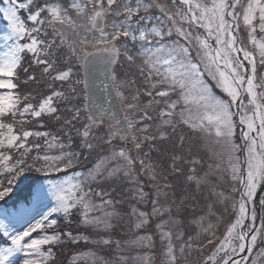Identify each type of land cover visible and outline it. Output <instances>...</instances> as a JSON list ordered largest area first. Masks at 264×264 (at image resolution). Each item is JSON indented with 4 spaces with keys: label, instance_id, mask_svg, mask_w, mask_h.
<instances>
[{
    "label": "snow or ice",
    "instance_id": "1",
    "mask_svg": "<svg viewBox=\"0 0 264 264\" xmlns=\"http://www.w3.org/2000/svg\"><path fill=\"white\" fill-rule=\"evenodd\" d=\"M0 4V18L6 22L0 41L7 48L0 56V172L7 180L6 184L0 182V202L11 197L13 185L29 180L27 173H67L82 159L87 160L96 148L108 146V152L98 156L85 172L74 171L63 179H46L42 184L28 182L25 195L17 197L11 211L0 209L7 219L26 215L33 204L51 202L48 212L22 231L13 233L0 222L5 242L0 246V264H12L16 253L25 254L22 264H48L55 255L52 247L46 254L41 252L42 247L65 239L104 246L115 243L119 250V240L99 235L101 231L110 233L113 219L121 217L115 208L119 201L100 185L119 178L121 173L132 177L137 160L141 172L155 182L156 198L150 200L151 212L132 208V227L137 230L135 245L154 248V236L147 230L154 218L166 216L155 224L163 248L162 264H177L173 232L166 226L178 223L173 219V208L178 214L185 201L195 200L201 186H206L208 195L218 203L227 205L231 200L235 219L204 264H264V248H257L258 240L264 242V74L258 73L257 68V57L264 67V35L257 37V32L264 34V0H0ZM241 26L247 31L253 50L241 45ZM193 50L198 62L193 60ZM25 55L30 57V64L23 69L24 82L43 84L46 89L35 95H21L18 91ZM125 62L135 65L150 85L143 90V95L151 98L146 104L140 103L139 89L132 95L134 102L128 101L125 89L136 81L121 79L116 71L117 65ZM33 66L39 70V78L35 72L29 73ZM201 68L224 97L212 93L202 78ZM101 76L103 80L97 83ZM177 92L178 98L170 100V95ZM115 102L120 105L118 110L113 108ZM154 106L159 107L158 136L150 134L152 125L144 123L138 127L153 120L149 109L155 111ZM137 113L141 114L139 120ZM53 121L59 125L56 132L26 127L34 124L45 129L46 123ZM177 122L194 133L215 137V143L222 148L216 155L226 163L224 170L232 181L231 190L239 193V200L217 192L208 179L210 173H206L199 178L194 174L187 176V181L196 184L195 193H186L179 203L175 199L167 205L160 203L159 197L167 198L165 190L172 185L165 182L161 186L157 166L145 163L139 153L146 142L167 139L166 128L175 130ZM238 128L240 143L235 141ZM137 132L149 134L139 136ZM117 137L122 141L131 137L137 157L126 147H114ZM183 140L181 136V145ZM54 148H59V154H49ZM14 152L19 156H14ZM171 159L172 172L180 173L177 162L184 158L177 154ZM198 163L197 159L191 161L192 165ZM220 167L216 165L217 170ZM191 171L195 172L194 167ZM163 179L167 181V177ZM134 198L139 203H149L143 187L136 190ZM20 200L26 203L22 206ZM212 207L208 205L209 215H215ZM74 212L79 214L80 226L96 232L98 239L71 231H53L32 238L37 230L58 226V219L51 218L53 214L71 222ZM97 212L99 215H93ZM257 219L261 222L259 227L255 225ZM212 228L209 223L204 231ZM141 230L144 235L139 234ZM182 238L183 233L175 236ZM192 239L189 237L180 246L181 253L185 247H192ZM207 243L212 245L214 241L209 239ZM80 257L81 254L73 255L70 264H76ZM127 259L120 257V264H127ZM143 260L149 264L147 255Z\"/></svg>",
    "mask_w": 264,
    "mask_h": 264
},
{
    "label": "trees",
    "instance_id": "2",
    "mask_svg": "<svg viewBox=\"0 0 264 264\" xmlns=\"http://www.w3.org/2000/svg\"><path fill=\"white\" fill-rule=\"evenodd\" d=\"M51 30L49 31V33ZM63 52H67L65 49L62 50ZM30 64V57L28 55L24 56L23 59V65L20 68V79L17 81L19 84L18 91L21 93V95L26 93H33L34 95L36 92L41 90H46L45 86L43 84L37 85L33 82L25 83V73L23 71L24 68H28ZM119 67L117 68V72L119 73V76L121 79H134L136 81L135 85L142 84L144 86L150 87L149 84L145 83L143 80L133 77L134 74L131 72H124L123 70H119ZM37 75L39 78V70L33 66L29 69V73H33ZM132 85V86H135ZM125 94L128 97L129 102L132 101V95H134L133 91H130L128 88L125 89ZM23 107V104L20 105ZM140 116L141 114L138 113ZM153 116V120L151 121H144L138 125V127L143 126L144 123H147L149 125H152V127L156 130V124L159 123L158 114H151ZM19 125H17V128ZM26 127L29 128H37V130H51L53 132H56L59 129V125L53 122H47L45 129H38L37 125L34 124H28ZM153 130V129H152ZM166 131L168 135L174 134V130L166 128ZM158 133V132H157ZM149 133H139L137 132L136 135L143 136ZM152 135H156V133H150ZM159 134V133H158ZM66 140V138H63ZM165 142V140H163ZM42 148L40 150L41 154H43L44 146L43 141H40ZM78 143V141H77ZM184 144H187L186 141L183 140ZM188 145V144H187ZM114 147L117 149L121 147H126L130 154L135 158L136 149L134 145L131 144L125 145L124 142L120 141L118 137L114 141ZM183 147V145H180ZM159 148V142L155 146V149ZM108 152V146H104L103 149L96 148L93 152H91L88 155V159L81 160V163L75 168L69 170L67 173L61 172V173H55L52 172L48 176L43 175L42 173H36V172H30L26 175L28 176V181H21L19 184L13 185L14 190L17 188L23 189L28 182H32L31 176H45L47 178L50 177V179L57 180L65 175L70 174V172L73 171H79V172H85L88 168H90L93 163L96 161L98 156L104 155ZM49 154L55 155L59 154V148L51 149ZM181 155L184 159L181 161H178L177 163H181L182 168L180 173H173L172 172V156L173 155ZM14 156L18 157L19 153L14 152ZM32 155H36V151L34 150ZM141 158L144 159L145 163H152L153 165L157 166V171L159 173V180L160 185L163 186L165 182L170 183L172 185L171 188L166 189L168 195L167 198H165L163 195L159 197V201L162 205L170 204L173 199L176 200L177 203L180 202L181 198L185 196L186 193H195L196 192V184L195 182H189L187 181L188 175H193V172L188 170L190 166V161L193 159L199 160L200 157L196 156V154H191V156H185L182 155L181 152L175 148L173 153L171 155L165 156L164 158L161 156V154L155 156L154 154L152 156L148 155L146 157L142 156ZM28 162L31 163V157H28ZM201 160V159H200ZM199 160V161H200ZM39 166V165H36ZM137 168V171L140 173V164L137 160V163L135 165ZM122 174V173H121ZM144 174V173H142ZM146 174H144L145 176ZM148 182L143 184L142 187L145 192L148 193L149 196V203L143 204L139 203L138 199L134 198L136 195V187L135 182L139 186L140 182L135 181L133 183L132 177H126L122 174L121 177L115 179L114 181H111L107 183L104 187L105 189L111 191L112 198L116 201H119L117 203V208L119 209L121 213V217L119 219L114 218L112 223L114 225L113 229L110 233L101 231L99 235H103L107 237L108 235L111 236V238L115 240H119L121 242V247L119 250H117L115 243L109 246H104L101 244L91 243V242H85L81 240L79 243H71L70 241H67L66 239L57 244L47 247H52V251L55 255L54 261H49L48 264H70V261L75 254H81L80 259L76 261V264H120L119 258L126 254V253H132V254H141L140 257L147 255L149 257V264H162V252L163 248L161 245V241L159 238V234L155 228V224L158 222L159 219H167V217H161V218H154L149 229L147 230L150 234L154 236L155 240V247L154 248H145L140 247L138 245H133L132 241L133 239H136L137 237V230L132 227L134 223V217L131 215L132 208L136 207L141 210H146L148 212H151V199L156 198L155 192L156 188L153 186L155 184L154 181L150 180L149 176ZM167 177V181H165L163 178ZM4 173L0 172V182H6ZM216 186L217 192H224L226 195H231L237 200L236 193L232 192V182L230 185L224 184V183H214ZM114 189V191H113ZM207 197V198H206ZM212 204V211L215 213V215H209V208L208 205ZM231 200L227 205L220 204L217 202L215 197L208 195V188L206 186H201L200 194L196 197L195 200L189 199L185 201V206L183 209L177 214L175 208H173V219L177 220L178 223L176 224H169L166 226V230L170 228L173 232V244L175 246V255L177 257V264H204L205 258L208 256H211L214 245L216 243H219V240L222 236V233L224 232V229L226 226L233 220L234 215L232 213L231 206ZM227 206V211H225V207ZM229 206V207H228ZM94 214V213H93ZM203 217V220L200 218ZM219 217V219H218ZM56 219H58V226L53 228V231L57 232H63V231H71L73 234L76 233H83L86 235H89L92 240L98 239L99 236L96 232H93L91 229H85L80 226L79 224V214L74 212V214L71 217V222H66L65 218L62 215H56ZM211 223L213 225V228L206 232L204 231L205 228H207V225ZM51 231V232H53ZM183 233L182 239H175V236ZM214 233V235H213ZM140 235H144L145 231L141 230L139 232ZM192 237L193 239L190 241L192 243L191 248L185 247L184 252H180V246L185 243V241H188V238ZM211 239L214 241V244L209 245L207 241ZM88 253H94L95 255L90 257L89 255H84ZM218 258V257H217ZM141 262V263H138ZM144 264V260H140L137 262H134L132 260L127 261V264ZM208 264H211V261L208 262Z\"/></svg>",
    "mask_w": 264,
    "mask_h": 264
},
{
    "label": "rangeland",
    "instance_id": "3",
    "mask_svg": "<svg viewBox=\"0 0 264 264\" xmlns=\"http://www.w3.org/2000/svg\"><path fill=\"white\" fill-rule=\"evenodd\" d=\"M1 6H3V5H1ZM241 25H242V23H241ZM5 31H6V25L4 24V22L0 21V34L4 33ZM261 35H264V34L257 32L258 38ZM5 51H7V48H5L4 43L2 41H0V56H2ZM194 57L196 58V55ZM204 73L207 75L206 72H204ZM149 113L153 114L154 111L152 109H149ZM136 117H137V120H139L138 113L136 114ZM179 124H182V123H179V122L176 123L174 134L168 135V138L166 139L167 142L158 139L159 140V148L152 150V153L155 156L161 154V156L164 158L165 156L171 155L173 153V151L175 150V148L178 149L182 155H185L184 154L185 149L180 146L181 145L180 137L181 136L184 137L185 130L179 129L178 128ZM182 125H184V124H182ZM168 128L172 129L171 127H168ZM199 135H200L199 147H200V149H202L205 152V154L207 156V160L203 164H197V166L195 168V172L193 174L199 178V177H203L206 173H210V175L208 176V179L211 181V183L213 185H215L214 183L216 181H218V183L221 182V183L230 185V183L232 181L230 180L228 173L224 170L226 167V163L222 162L221 158L218 155H216L217 153H220L222 151L221 145L215 143V137L214 136L209 137L204 133H199ZM137 155L138 154H137V150H136L135 157H137ZM139 156H140V153H139ZM142 156L146 157L144 155V153H141V157ZM147 156H148V154H147ZM217 164L221 165L220 169H218V170L216 169ZM210 165H211V168L209 167ZM177 167L182 168L181 163H177ZM73 172H70V174H68V175H72ZM121 176H122V174H120L119 177H121ZM63 178L64 177H62L60 179H63ZM57 180H59V179H57ZM112 181H114V183H115V179H113ZM132 181H133V183L135 181L140 182L139 186L135 182V187H136V189H138L139 187H142L143 184L148 182V177H147V175L144 176V174H142L141 171L139 173L137 171V168L135 167V170L132 174ZM106 184H102L100 186H105ZM229 202H230V200L228 201V203ZM116 205H115V208L117 211H119V209L117 208ZM229 206H231V205H229ZM50 207H51L50 200H45L40 205L33 204L31 206L28 213L26 214V216H28L27 219L23 220V218H20V216H15L12 218L13 220H7L8 218L6 219L2 214H0V222H3L6 225H8L9 230L13 233H15L16 231H22L25 228H27L31 223H35L36 220H40L42 218V215L44 213L48 212ZM93 215H99V213L97 212V213H94ZM24 217H25V215H24ZM45 234H49V233L41 232L40 230H37V232L32 234V238H38L39 236H42ZM135 240L136 239H133V241H135ZM133 241H132V244L135 245L133 243ZM41 252L44 253V250L41 249ZM140 256H141V254L126 253V254L122 255L121 257H127L128 258L127 261L132 260L134 262H137V261L143 260L144 256H142V257H140ZM24 258H26L24 253H16L12 257V264H22V261ZM37 258L41 259L42 256H38ZM261 260H264V258H261ZM138 263H141V262H138Z\"/></svg>",
    "mask_w": 264,
    "mask_h": 264
},
{
    "label": "water",
    "instance_id": "4",
    "mask_svg": "<svg viewBox=\"0 0 264 264\" xmlns=\"http://www.w3.org/2000/svg\"><path fill=\"white\" fill-rule=\"evenodd\" d=\"M100 80H103V77H102V76L100 77L99 80H97V83H99ZM113 100L115 101V97H114V95H113ZM119 107H120V105L118 104V102H115V103L113 104V108H114V110H118Z\"/></svg>",
    "mask_w": 264,
    "mask_h": 264
}]
</instances>
